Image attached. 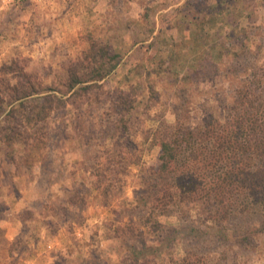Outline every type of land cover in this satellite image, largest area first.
<instances>
[{"label":"rangeland","instance_id":"374dc122","mask_svg":"<svg viewBox=\"0 0 264 264\" xmlns=\"http://www.w3.org/2000/svg\"><path fill=\"white\" fill-rule=\"evenodd\" d=\"M13 1L0 10V79L22 71L58 100L0 141V264H264V211L161 214L149 172L158 131L223 120L264 68V0ZM90 37L117 54L101 78ZM72 73L87 81L66 91Z\"/></svg>","mask_w":264,"mask_h":264},{"label":"trees","instance_id":"16d2710c","mask_svg":"<svg viewBox=\"0 0 264 264\" xmlns=\"http://www.w3.org/2000/svg\"><path fill=\"white\" fill-rule=\"evenodd\" d=\"M89 40L84 57L101 78L115 67L116 63L106 67L105 62L117 54ZM85 81L72 73L66 91ZM235 92L232 104L225 106L223 120L210 113L201 127L176 124L158 131L159 152L149 172L157 180L152 202L159 213L193 202H200L215 220L253 206L264 211V68L245 77ZM41 93L40 84L22 71L14 84L0 79V141L20 139L29 126L45 121L44 113L58 97ZM33 95L43 102L26 111L25 101ZM182 261L205 264L197 254Z\"/></svg>","mask_w":264,"mask_h":264},{"label":"crops","instance_id":"0c3cea01","mask_svg":"<svg viewBox=\"0 0 264 264\" xmlns=\"http://www.w3.org/2000/svg\"><path fill=\"white\" fill-rule=\"evenodd\" d=\"M2 1V3H0V10H5L6 8L5 7H9L8 5H7V3H13L14 1L13 0H1ZM31 1H39V0H31ZM5 8V9H4ZM77 233H79V232H77ZM48 248H50L51 249V243H49L48 244ZM27 263L28 264H32V262H29V261H27Z\"/></svg>","mask_w":264,"mask_h":264}]
</instances>
